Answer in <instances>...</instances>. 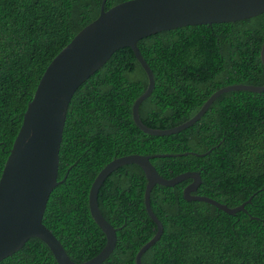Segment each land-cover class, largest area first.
Listing matches in <instances>:
<instances>
[{"label": "trees", "instance_id": "trees-1", "mask_svg": "<svg viewBox=\"0 0 264 264\" xmlns=\"http://www.w3.org/2000/svg\"><path fill=\"white\" fill-rule=\"evenodd\" d=\"M121 1L104 0L103 8ZM100 0H0V169L22 112L48 62L86 22ZM264 10L233 21L179 25L137 40L154 85L139 103L140 120L168 127L195 113L217 88L262 84L260 58ZM147 74L129 46L112 53L71 97L58 147L57 174L41 221L67 255H94L104 234L89 214L87 191L98 169L130 152L149 158L159 174L198 170L193 193L243 209L228 213L204 200L184 199L189 177L154 183L149 205L162 229L140 254L146 264H264V90L221 92L190 125L167 134L140 130L131 118ZM207 149H209L207 151ZM193 152H204L194 154ZM145 178L135 163L112 169L96 201L115 227L114 246L98 264H135L134 253L155 231L142 193ZM248 199V200H247ZM5 264H58L36 236Z\"/></svg>", "mask_w": 264, "mask_h": 264}, {"label": "water", "instance_id": "water-1", "mask_svg": "<svg viewBox=\"0 0 264 264\" xmlns=\"http://www.w3.org/2000/svg\"><path fill=\"white\" fill-rule=\"evenodd\" d=\"M103 4L104 0H100L96 16L82 25L48 62L22 112L0 169V264H5L30 241L31 236L46 244L58 264H98L103 260L114 246L115 227L100 212L96 193L104 177L124 163H135L141 168L145 178L143 206L155 224L154 233L135 251V264H146L140 260V254L158 238L162 229L149 205V190L154 183L172 185L189 177L190 180L182 187L184 199L204 200L228 213L243 209L245 201L228 206L204 194L193 193L200 181L198 170H184L169 177L159 174L149 158L168 153L130 152L105 162L89 184V214L104 234V243L94 255L81 261L72 260L56 236L42 223L49 191L62 179L56 178L57 159L68 103L82 82L121 47L132 49L147 74L148 83L134 99L130 111L135 125L146 133L167 134L190 125L221 92L231 89L264 90V82L259 85L226 84L215 89L195 113L177 124L164 128L144 124L137 111L139 103L154 85V76L137 40L151 32L179 25L249 17L264 10V0H121L107 8H103ZM260 58L264 68V41Z\"/></svg>", "mask_w": 264, "mask_h": 264}]
</instances>
